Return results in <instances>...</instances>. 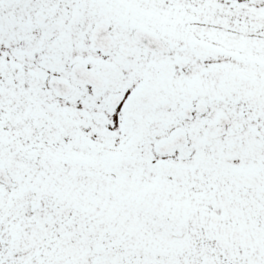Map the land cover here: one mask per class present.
I'll use <instances>...</instances> for the list:
<instances>
[{
	"label": "snow or ice",
	"instance_id": "1",
	"mask_svg": "<svg viewBox=\"0 0 264 264\" xmlns=\"http://www.w3.org/2000/svg\"><path fill=\"white\" fill-rule=\"evenodd\" d=\"M0 264H264V0H0Z\"/></svg>",
	"mask_w": 264,
	"mask_h": 264
}]
</instances>
